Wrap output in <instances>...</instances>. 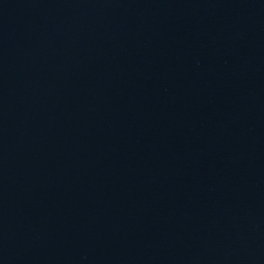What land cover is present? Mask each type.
<instances>
[{
    "label": "water",
    "instance_id": "95a60500",
    "mask_svg": "<svg viewBox=\"0 0 264 264\" xmlns=\"http://www.w3.org/2000/svg\"><path fill=\"white\" fill-rule=\"evenodd\" d=\"M0 264H264V0H0Z\"/></svg>",
    "mask_w": 264,
    "mask_h": 264
}]
</instances>
